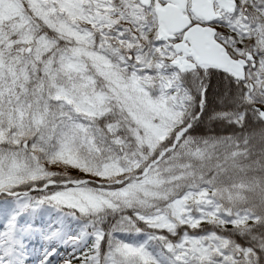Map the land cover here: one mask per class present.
Listing matches in <instances>:
<instances>
[{"label": "snow or ice", "instance_id": "6c2138e0", "mask_svg": "<svg viewBox=\"0 0 264 264\" xmlns=\"http://www.w3.org/2000/svg\"><path fill=\"white\" fill-rule=\"evenodd\" d=\"M0 264H264V0H0Z\"/></svg>", "mask_w": 264, "mask_h": 264}]
</instances>
